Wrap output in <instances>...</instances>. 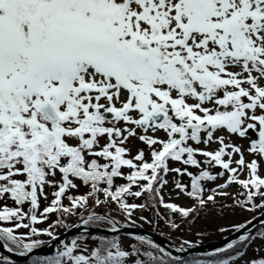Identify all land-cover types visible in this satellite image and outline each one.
I'll use <instances>...</instances> for the list:
<instances>
[{
	"label": "snow or ice",
	"instance_id": "6c2138e0",
	"mask_svg": "<svg viewBox=\"0 0 264 264\" xmlns=\"http://www.w3.org/2000/svg\"><path fill=\"white\" fill-rule=\"evenodd\" d=\"M226 199L207 259L121 234ZM0 205V264H264V0H0Z\"/></svg>",
	"mask_w": 264,
	"mask_h": 264
},
{
	"label": "rangeland",
	"instance_id": "374dc122",
	"mask_svg": "<svg viewBox=\"0 0 264 264\" xmlns=\"http://www.w3.org/2000/svg\"><path fill=\"white\" fill-rule=\"evenodd\" d=\"M233 139H235V138H233ZM236 142L237 143H243V144H245V146L248 143L247 140H244V141H238L237 140ZM212 147L215 148L216 145H213ZM219 182H222V181H218V183ZM169 187H171V185H169ZM49 191L51 192V189H49ZM228 191L232 192V193H235L236 189H235V187H232V188H229ZM170 197H171L172 202H176V203L181 204V205L191 204V201L185 200L184 198L176 200L175 192H169V189L165 188L164 189V198H165V200L166 201L169 200ZM49 199H51V197H49ZM136 202L140 203L142 201H136ZM42 203L44 204V203H47V202H42ZM8 204H12V202L8 201ZM0 206H2V205H0ZM105 211H108V209L107 210L105 209ZM160 212L164 213V211H162L161 208H160ZM136 213H138V212H136ZM113 215H116V214L113 213ZM140 216L147 217V219L151 220L152 223L149 224L147 222L142 221L141 219H139ZM245 216L246 215L240 213V211L234 212V213H229V214L223 213L219 217H216V218H204L203 220H201L198 223H195V224H193L191 226L187 225V226H185V228H182L180 231L172 230L168 226V224L166 225V228H165L163 219H158L156 214L153 211H151V210H147V211H144V212H139V214H136L134 218H135L136 222L138 223L136 227L151 230L150 228L146 227L147 225H151V226H155V227L161 228L163 231H165L167 229L168 232L165 233V235H163V236H166L168 239H170L171 241H173L174 243H176V244H178L180 246L183 245V246L189 247V246H193V243L195 241H197V240H206L207 238L211 237L213 235V233H215L214 230H216L217 226L229 227L230 224L233 223V222H237V221H241L242 222L243 219L245 218ZM154 219H156V220L154 221ZM46 226H47L46 224L40 225V227H46ZM172 235H174L178 239V241H174L171 238ZM44 238H46V237H44ZM210 240H213V239H210ZM185 241H188L189 243L185 244L184 243ZM125 242L127 243V241H125ZM206 242H208V241H205V242H202V243H206ZM257 243H259V241H257ZM254 255L255 254L253 253L252 249L248 248V249H246V255L244 256V258L242 260L241 259H237L236 260V264H245V261L249 260ZM29 259H30V257L28 258L27 261H29Z\"/></svg>",
	"mask_w": 264,
	"mask_h": 264
},
{
	"label": "trees",
	"instance_id": "16d2710c",
	"mask_svg": "<svg viewBox=\"0 0 264 264\" xmlns=\"http://www.w3.org/2000/svg\"><path fill=\"white\" fill-rule=\"evenodd\" d=\"M121 182L122 181H118V183H121ZM81 191H83V189ZM9 205L11 206V204H9ZM42 206H43V203H42ZM161 210L164 211L163 208H161ZM238 211H240V213L246 215L242 222L241 221L233 222V223L230 224L229 227H226V226H222V227L221 226H217L216 227V230H214L215 233H213V235L211 237L207 238L206 240H197L194 243L193 242L192 243L193 244H196V243L199 244V243H202V242H205V241H209L210 239H219V238H222V237L230 234L231 232H233L234 231V225H239L241 223H244L247 220H251L253 215H256L257 216L259 213L246 212V211L240 210L239 208H235L234 209L232 207V200L231 199L219 200L218 203H216V204H209L206 208H204L203 210H201L189 222L185 223L182 228H185V226H187V225L188 226H191V225H193L195 223H198L199 221L203 220L204 218H216V217L221 216L223 213L229 214V213H234V212H238ZM136 214H139V211ZM55 218H56L55 215H53L51 217L52 220H54ZM117 218L121 220V223H123L122 217L117 216ZM175 219L178 220L179 218L178 217H175ZM155 220L156 219H154V221ZM163 221H164V226L166 228L167 221L164 220V219H163ZM75 222H77V219H75V217H73L70 221H68V223H70V224L71 223H75ZM137 224L138 223L136 222V225ZM146 227L150 228L151 230H153V231H155V232H157V233H159L161 235H165V233L168 232L167 229L165 231H163L161 228H158V227H155V226H151V225H147ZM63 231H64L63 228L59 229V232H63ZM171 238L174 241H178V239L174 235H172ZM42 239H47V237L46 238L42 237ZM214 252L215 251L210 252V253H214ZM208 254L209 253H192V254H189L187 256L179 257V258L181 260H184V261H189V260L196 259V258H199V259H207L208 258ZM28 262L29 261H27L26 263H28ZM26 263H23V264H26ZM16 264H18V263L16 262Z\"/></svg>",
	"mask_w": 264,
	"mask_h": 264
},
{
	"label": "water",
	"instance_id": "95a60500",
	"mask_svg": "<svg viewBox=\"0 0 264 264\" xmlns=\"http://www.w3.org/2000/svg\"><path fill=\"white\" fill-rule=\"evenodd\" d=\"M259 216H260V214L257 215L258 218H259ZM257 227H259V224H258V222L254 221L253 225L248 228V231H254V229ZM80 231H82V229H72L71 231H68L66 233V237L78 234ZM121 233H132L134 235L145 236L147 238H150L155 243H158L161 247L165 248L167 251H170L172 253V255L178 256V257H183V256L188 255L190 253L211 252L213 250L218 249L219 247L226 246V244L228 242L232 241L233 239H236L239 235L243 234V230H241L240 232L233 231L232 233H230L229 235H227L223 238H220L217 240H211V241H208L206 243L197 244V245H193V246H189V247L183 246L185 249L184 251H177V249L180 247V245L175 244L170 239H168V238H166L160 234H157V233H155L149 229L138 228V227L122 228ZM54 245H55V242L49 244L46 247L41 248L40 250H37L33 254H49L50 252H52ZM0 251H4V250L2 248H0ZM5 254L10 256L11 258H15L18 260H20V259L22 260V259L26 258V257H20V256L16 255L15 253H6L5 252Z\"/></svg>",
	"mask_w": 264,
	"mask_h": 264
}]
</instances>
